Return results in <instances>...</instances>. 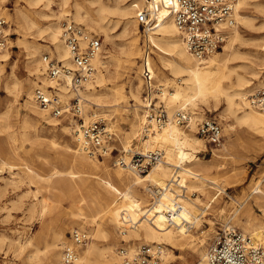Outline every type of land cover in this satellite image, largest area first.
I'll list each match as a JSON object with an SVG mask.
<instances>
[{"label":"bare ground","instance_id":"bare-ground-1","mask_svg":"<svg viewBox=\"0 0 264 264\" xmlns=\"http://www.w3.org/2000/svg\"><path fill=\"white\" fill-rule=\"evenodd\" d=\"M37 1L30 0L34 4L38 3ZM57 1L59 11L50 7L55 0H48L46 4L49 5L50 13L36 9L39 15L48 19V22L43 24L20 8L16 9L11 17V13L0 4V15L5 14L11 19L6 34L13 30L23 36L19 43L27 50L26 70L30 75H36L40 79L34 81L30 78H18L23 76H18L13 65L8 74H4V78L0 80V87L8 90L11 97L5 103V110L4 108L0 110V133L10 131L14 125L20 123L23 140L34 141V136L36 138L43 136L41 130L47 123L53 129L60 128L72 135V126L78 125V122L71 113L66 112L61 117H54L42 109L33 98L34 82L35 85H47L51 82L44 74L45 67L41 58L43 53L40 56L38 54L42 50L45 52L49 50L50 53L55 50L60 59L68 55L61 39V18L69 20L68 16L71 15L75 20L82 21L91 29L101 32L110 44L109 49L103 45L102 53L95 58L97 70L93 79L80 90L82 96L101 107L103 114L110 110L121 112L119 114L125 113L128 96L135 100L137 102L135 105L140 104L143 112L134 108L132 117L129 118V129L121 140L122 150L141 151L162 147L165 154L162 160L145 173L122 167L110 172L103 162L110 154L105 155L104 160L92 158L79 149L74 135L76 148L68 139L57 140L60 136L59 132H55L48 146L52 151L64 155L68 168L60 169L54 166L50 169V175H44L33 166L26 167L29 180L37 183L32 195L38 197V193L46 188L50 192L49 196L42 195L43 198L39 199L41 215L57 207L63 197L62 194L66 192L72 194L77 208L72 212V220L80 228L88 226L92 236L90 244L76 246L78 258L74 264H120L116 243L112 241L111 226L114 224L118 228L123 216L137 223L128 230L124 239L160 244V257L164 264H173L179 258L173 249L196 251L199 256L198 264H208L207 251L203 243L206 234L203 232L191 239L185 226L200 224V209L207 204H213L222 193H227V185H235L236 181H239L232 180L229 174H226L223 175V182H220L219 175H213L214 170L224 169L220 158L235 146L243 144L244 137L237 131V126H244V130L251 134L258 132L260 139L263 140V144H258L259 148L264 146V111L250 105L248 100L254 88L264 83V43H255V49L245 53L246 62L231 64L235 59L242 57V52L235 47V42L241 36L239 27L236 26L228 29L227 42L221 52L217 51L206 59L198 60L185 48L172 16L163 7H154L146 0H89L90 3L96 4L93 12L84 1L75 0L72 10L69 9L71 0ZM142 5L149 8L151 11L149 20L155 23L153 28L149 26L145 28L143 49L138 44L137 35L139 19L137 12ZM253 5L264 7V2L239 0L236 12L238 23L244 26L252 25L251 17L246 10ZM109 16L122 20L120 32L122 39L119 44L114 40L110 25L112 20ZM88 27L85 29L90 31ZM35 35L40 40L38 45H29L27 38ZM11 47L12 41L8 40L7 45L0 51V67L3 72L11 59ZM154 48L159 50L158 63L154 62L152 56ZM138 57L139 74L133 76L132 69ZM247 68L250 69L251 76L246 75ZM167 71L177 78V81L173 82L174 85L165 82L172 89L162 87L158 83L156 89L151 87L153 77L161 80L167 77ZM122 78H126V84L118 83ZM69 80V77H65L64 83L60 85L61 89L66 91L64 96L67 98L73 95L68 89ZM142 83L147 90L145 102L141 96ZM21 93L26 95L25 107L29 114L32 113L34 116L26 113L19 119L16 103ZM155 97L168 104V120L161 126L153 122V132L142 136V127L153 105L151 100L154 101ZM105 107L110 109H104ZM221 107L223 108L219 114L224 120L228 139L222 147L210 149L211 159L203 160L198 153L206 152L209 148L206 140L196 133V120L204 117L207 109L217 111ZM178 109H189L193 114L190 124L183 125L185 128L173 118V113ZM83 115L85 122H88L98 113L93 111L90 116L85 106ZM63 119L68 122L62 121ZM109 123L112 125V119ZM30 129L35 130L32 138L28 133ZM15 136V133L9 134L13 142L16 140ZM135 138L140 143L133 147L132 141ZM19 149L11 144L3 151L1 145L0 153L3 151L5 154L18 155ZM6 164L5 160L1 161L0 172H3ZM141 187L145 188L147 194L141 192ZM189 192H198V195L191 197ZM231 199L234 201L232 216L237 220L243 219L247 232L264 248V175L251 184L250 193L243 199L233 196ZM253 204L259 206L261 216L253 212ZM34 209L33 204L32 210ZM222 211L224 209H220V212ZM64 232V225L58 223L52 233L44 238L43 246L40 247L31 237L24 242H18V248L22 251L25 247L35 246L28 254V258L35 262L64 264L61 260ZM99 237L106 240L103 246L97 243ZM135 245L132 243L128 246L132 248Z\"/></svg>","mask_w":264,"mask_h":264},{"label":"rangeland","instance_id":"rangeland-1","mask_svg":"<svg viewBox=\"0 0 264 264\" xmlns=\"http://www.w3.org/2000/svg\"><path fill=\"white\" fill-rule=\"evenodd\" d=\"M79 1H84L85 4L89 6L91 10H93L94 12V7L96 6V4L90 3L89 0H79ZM259 1L264 2V0H259ZM37 2L38 3L34 4L31 3L30 0H0L1 6L5 8L8 13H11L10 15L11 17L16 11V9L20 8L24 12L28 13L30 17L40 21L41 24L47 23L48 19L42 17L36 11L42 9V11L50 13V9L48 8L49 5L48 6L46 5L48 3V0H38ZM74 2L75 0H71L69 9L71 10L73 9ZM50 5L52 9L59 11L60 7L57 0H55V2H52ZM246 12L251 17L252 25L244 26L241 23L237 22L238 23L237 26L239 27V30L241 32L240 33L241 36L235 42V47L242 52V57L235 59L234 61L231 62V64H241L246 62L247 60L244 58L245 53L251 51V49H255V45H254L255 43H260V44L264 43V7L261 6L256 7L253 5L252 7L247 8ZM0 17H5L9 25V20H11L10 17H7L5 14L4 15L1 14ZM68 17L69 20H74L75 22L83 24L86 28L88 27V25H86L84 22L75 20L71 15H69ZM109 17L112 20L110 25L112 26L111 30L112 33L114 34V40L119 44V42H121L122 39L120 37L121 36L120 32L122 29V20H119L117 17H113V16H109ZM65 20H67V18H61V25ZM137 22H138V26H137L138 44L140 45V48L143 49V43H144L143 35L145 30L143 29V26L140 25L139 19H137ZM88 28L90 29V31H94L101 37L103 45L106 49L110 48V44H108V42L104 39L101 32H99L98 30L91 29L90 27ZM8 36H7V42L8 40L12 41L11 59L6 64L4 70L5 73L2 71V68L0 67L1 68L0 80L4 78V74L5 75L8 74V72L11 70V66L13 65L15 67V71L18 74V76H23L18 78L21 79L30 78L33 79L34 81H39L40 80L39 77H36V75H30L29 72L26 70L25 64L28 60L27 50L23 44L19 43L20 41L23 40V36L20 35V33H18L17 31H13V30H11V33L8 34ZM38 38L39 37L36 35L33 37H28L27 38L28 44L32 46L33 45L37 46L38 42L40 41ZM46 40L48 41V38H46ZM46 43L49 44V42ZM52 48H53L52 50H54L53 46ZM48 51L49 50H46V52ZM44 52L45 50H42L38 54V56H40L41 53ZM54 52L56 51L54 50ZM158 52L159 50L157 48H154L152 50V56L155 63L156 62L158 63ZM218 52H221V50H219ZM139 57L135 60L136 64L133 66L132 69L133 76L136 73L139 74V63H140ZM166 75L167 77H164L161 80L153 77L151 87L156 89V84L158 83L161 84L162 87H168V89H172V87L165 84V82H168L170 85L172 84L174 85L173 82H176L177 78L176 76H174V74L169 73V71L166 72ZM246 75L251 76L250 69L248 68L246 71ZM118 83L126 84V78L120 79ZM35 84L36 83L34 82V86H36ZM258 87L259 86H256L254 88V91ZM146 95H147V90L145 88L144 83H142L141 96L144 102L147 101L145 98ZM10 97L11 95L9 94L8 90H6L1 86L0 110L4 108L6 101ZM25 98L26 95L24 93H21L18 97L19 100L16 103L19 110V119H21L26 113L29 114V110L25 107L24 104ZM151 102L152 103L155 102L156 103L155 105H157L160 101L158 97H155L154 101L151 100ZM135 104H137V102L128 96V102L126 103L127 111H125V113L123 112L122 113L123 115L119 114L121 112L116 113L115 111H111V110L105 112L106 114H109L106 115L103 114L104 112L101 113L102 111L101 107L93 104L88 99H86V102L84 103V109L85 106H87L90 116L93 111H96V113H98L96 117H91L90 120L95 119L97 117H103L106 121L109 122L110 119H112L111 126L116 131V136L112 142L113 154L112 155L110 154L109 157L106 158V160L100 159V160H104L103 162L105 163L106 168L110 172H114L117 168H121L113 164L114 156L116 154H127L125 151L122 150L123 148H122L121 140L125 132L129 129V118L132 117L134 108L136 107L138 108L139 112H143L141 105L140 104L135 105ZM164 106L168 111V104L166 102H164ZM222 108L223 107H221L217 111L214 110L209 111L208 109L206 111L205 116H209V115L215 116L222 124L223 138L219 145L207 144L209 148L208 151L198 153V155L200 154L199 156L203 160L211 159L212 152L210 149L222 147L223 144L226 143L228 139L225 132L224 120L219 114ZM104 109L109 110L110 108L105 107ZM3 110H5V108ZM196 110H200V109H196ZM29 115L34 116L32 113H30ZM204 117H199V118H204ZM62 121L68 122V120L66 119H63ZM77 126L78 125L75 124L72 126V135H71L66 132H63L60 128H55L56 129L55 130L52 128V126L46 123L45 127L41 130V134L43 135L41 138L39 137L36 138L34 136L35 130L30 129L28 133H30L31 138L34 136L35 138L34 141L23 140L20 123L14 125V127L10 129V131L8 130L7 132L0 133V146L2 145L3 151L8 149L11 144L20 148L18 155L8 154V153L5 154L3 153V151H1L0 153V163L2 160H5L7 162L3 172H0V264H43V263L35 262L28 258V254L35 248V246L25 247L24 250L21 251L18 248V242L20 241L24 242L26 239L32 237L33 240H35L37 244L41 247L44 244L43 243L44 238L52 233L53 229L56 228L58 223H61L62 225H64L65 232H64L63 241L65 243L69 241L68 239L69 233L76 227L80 228L78 224L72 220L73 219L72 212L77 209L73 202L72 194H70L69 192L62 194L63 197L59 201L57 207H55L51 211H48L45 215H41L40 212L41 204L39 199L43 198V196L45 195L49 196L50 192L46 188V190H42L41 192L38 193V197H34L32 194L34 192L33 190H35V188L37 187V183L35 182L32 183V181H30L26 175L27 165L33 166L35 169L38 170L39 173H42L44 175H50L51 174L50 169L54 166L60 169H67L68 163L65 160L64 155L62 153L52 151L48 145L50 143V138L53 136V134L55 132H59L58 136H60V139L59 138L57 139L56 136L57 140L63 141L68 139L72 142V144L76 148V142L74 141L75 136L73 137V135H74V129ZM183 127L185 128V126ZM237 129H238L237 131H240L242 133V136L244 137L243 144L240 146H235L233 149L227 151L225 155L220 158V162L223 163L224 169L222 168L219 171L214 170L213 175L214 174L219 175L220 182H223L224 179L223 175L226 174H229V178H231L232 180L236 181V179H239V181H236L235 185H231V186L227 185L226 186L227 193H222L213 204H207L202 209H200V214H201L200 224H198L197 226H194L193 224H189L187 225V227L185 226V228L188 230V233L191 235V239L199 236L200 234H203V232L204 234H206L205 239L203 241L205 245L204 248L206 249V251L208 250L209 245L211 244L217 233L221 229L226 227L225 224L233 225L234 227H237L247 232L244 220L243 219L237 220L232 216L234 211V205H233L234 201L231 199V196L239 199H243L245 196H247L250 193L251 184H253V182H255L257 179H260L262 175H264V146L262 148H259L258 145L259 143L263 144V140L260 139V134L258 132L254 134L248 133L244 130L245 127L241 125H238ZM10 133L16 134L15 136L16 140L14 142L9 137ZM137 138L133 139L132 141L133 147L136 144L140 143L139 141H137ZM58 151L60 150L58 149ZM27 188H29L30 190ZM140 190L141 192L147 194L144 187H141ZM189 194L191 195V197H194L198 195V192H189ZM76 195L77 194L75 193V196ZM151 200H153V198ZM251 200L252 199H250V201ZM33 204L35 207L34 210H32ZM252 207H253V212L257 216H261L262 211L260 210L259 206L253 204ZM220 209H224V211L220 212ZM111 227L113 233L112 241L116 243L115 245L116 251L118 247H120L123 244L129 245L132 243L134 244L146 243L143 241H135L134 239H128V240L124 239L126 236L124 235L123 237H121V235H119L118 233L117 227L114 224H112ZM84 229L88 230L90 234V240L86 243V244H90L92 242L91 233L88 229V226ZM122 239H124L125 242H123ZM97 243L100 246H103L106 243V240L103 237H99L97 239ZM173 251L179 257L173 264H198V259H199L198 252L191 250L181 251L176 249H173ZM161 264L164 263L161 261Z\"/></svg>","mask_w":264,"mask_h":264},{"label":"built area","instance_id":"built-area-1","mask_svg":"<svg viewBox=\"0 0 264 264\" xmlns=\"http://www.w3.org/2000/svg\"><path fill=\"white\" fill-rule=\"evenodd\" d=\"M152 6L163 7L172 16L180 32L183 43L196 59L203 60L211 54L222 50L227 42V31L237 26L236 12L239 0H146ZM136 4V3H134ZM143 29L153 28L155 23L149 20L151 11L142 5L137 12ZM8 21L0 17V51L7 45L6 28ZM61 39L67 48L68 55L60 59L56 52H44V74L51 80L47 85L37 84L33 89L34 101L54 117H61L69 112L79 122L74 129V136L80 150L92 158L103 159L113 154L112 142L116 131L103 117L85 122V97L80 90L89 83L97 70L94 60L103 51L101 37L87 31L85 26L74 20L62 23ZM69 77L68 89L73 92L69 98L64 96L60 85ZM158 90V89H157ZM63 92V93H62ZM250 105L264 111V83L255 89L248 98ZM153 102L143 124L141 135L153 132V122L161 126L168 120V111L164 102L157 105ZM175 122L188 125L193 120L189 109H178L173 113ZM196 133L209 145H219L223 138L220 121L212 115L196 120ZM127 154H116L113 164L132 169L139 173L147 172L162 160L165 150L154 147L141 151H125ZM137 223L123 216L117 228L123 237ZM69 241L61 248V260L64 264H74L78 258L77 245H85L90 240L88 230L74 228L69 233ZM125 242L124 239H122ZM120 264H161L160 244L139 243L134 247L126 244L117 249ZM206 259L208 264H263L264 248L249 233L234 227L226 226L214 237L208 247Z\"/></svg>","mask_w":264,"mask_h":264}]
</instances>
